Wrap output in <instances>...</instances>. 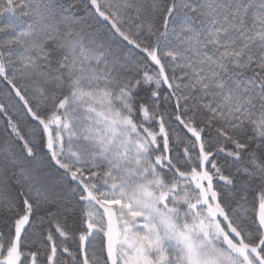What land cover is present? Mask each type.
<instances>
[{
  "label": "snow or ice",
  "instance_id": "snow-or-ice-1",
  "mask_svg": "<svg viewBox=\"0 0 264 264\" xmlns=\"http://www.w3.org/2000/svg\"><path fill=\"white\" fill-rule=\"evenodd\" d=\"M0 264H264V0H0Z\"/></svg>",
  "mask_w": 264,
  "mask_h": 264
},
{
  "label": "trees",
  "instance_id": "trees-1",
  "mask_svg": "<svg viewBox=\"0 0 264 264\" xmlns=\"http://www.w3.org/2000/svg\"><path fill=\"white\" fill-rule=\"evenodd\" d=\"M0 126H2V122H0Z\"/></svg>",
  "mask_w": 264,
  "mask_h": 264
}]
</instances>
